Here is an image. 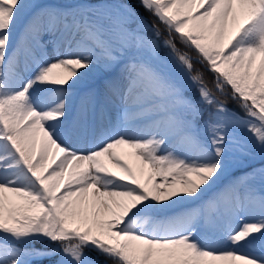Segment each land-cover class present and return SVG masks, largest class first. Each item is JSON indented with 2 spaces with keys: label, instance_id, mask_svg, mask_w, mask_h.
Wrapping results in <instances>:
<instances>
[{
  "label": "snow or ice",
  "instance_id": "6c2138e0",
  "mask_svg": "<svg viewBox=\"0 0 264 264\" xmlns=\"http://www.w3.org/2000/svg\"><path fill=\"white\" fill-rule=\"evenodd\" d=\"M0 264H264V0H0Z\"/></svg>",
  "mask_w": 264,
  "mask_h": 264
},
{
  "label": "rangeland",
  "instance_id": "374dc122",
  "mask_svg": "<svg viewBox=\"0 0 264 264\" xmlns=\"http://www.w3.org/2000/svg\"><path fill=\"white\" fill-rule=\"evenodd\" d=\"M137 6V8H139V5L137 4L136 5ZM140 11H142V9H140ZM143 12V11H142ZM145 15L147 14V13H144ZM150 15V14H149ZM147 17L146 18H148V15H146ZM153 18V17H152ZM149 19V21H152L150 18H148ZM153 20H154V18H153ZM158 179V178H157Z\"/></svg>",
  "mask_w": 264,
  "mask_h": 264
},
{
  "label": "trees",
  "instance_id": "16d2710c",
  "mask_svg": "<svg viewBox=\"0 0 264 264\" xmlns=\"http://www.w3.org/2000/svg\"><path fill=\"white\" fill-rule=\"evenodd\" d=\"M146 15H148V18H150L153 21V18L148 13ZM207 75H208L209 78H211V74L210 73H208Z\"/></svg>",
  "mask_w": 264,
  "mask_h": 264
},
{
  "label": "bare ground",
  "instance_id": "6f19581e",
  "mask_svg": "<svg viewBox=\"0 0 264 264\" xmlns=\"http://www.w3.org/2000/svg\"><path fill=\"white\" fill-rule=\"evenodd\" d=\"M160 178H158V180H159Z\"/></svg>",
  "mask_w": 264,
  "mask_h": 264
}]
</instances>
